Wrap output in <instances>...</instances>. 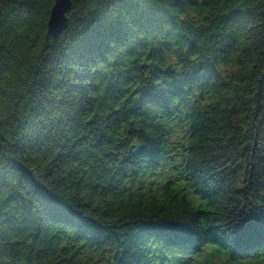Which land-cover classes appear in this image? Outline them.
I'll return each instance as SVG.
<instances>
[{
    "label": "trees",
    "instance_id": "1",
    "mask_svg": "<svg viewBox=\"0 0 264 264\" xmlns=\"http://www.w3.org/2000/svg\"><path fill=\"white\" fill-rule=\"evenodd\" d=\"M0 0V264H264V0Z\"/></svg>",
    "mask_w": 264,
    "mask_h": 264
},
{
    "label": "water",
    "instance_id": "2",
    "mask_svg": "<svg viewBox=\"0 0 264 264\" xmlns=\"http://www.w3.org/2000/svg\"><path fill=\"white\" fill-rule=\"evenodd\" d=\"M71 6V0H55L51 9L50 19L48 21V31L54 38H57L67 28L68 18L66 13L71 9ZM1 14L2 11L0 5V19Z\"/></svg>",
    "mask_w": 264,
    "mask_h": 264
}]
</instances>
